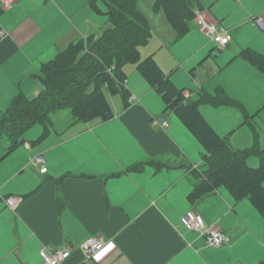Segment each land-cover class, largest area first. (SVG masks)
<instances>
[{
  "label": "crops",
  "instance_id": "crops-1",
  "mask_svg": "<svg viewBox=\"0 0 264 264\" xmlns=\"http://www.w3.org/2000/svg\"><path fill=\"white\" fill-rule=\"evenodd\" d=\"M199 1L215 20L221 17L217 21L226 27L224 17L212 10L208 0ZM245 2L256 8L255 16L264 11V0ZM90 5V0H18L8 10L0 6V29L5 31L0 36V116L20 92L28 98L40 93L43 63L72 42L102 33L93 31ZM192 24L190 20L189 30L181 37L192 30ZM226 28L233 36V28ZM210 46L208 42L200 48ZM215 48L209 49L208 56ZM246 48L264 53L244 47L227 67L239 64L245 73H260V67L240 54ZM148 55L155 57L179 88H187L180 87L176 71L188 59H179L168 49ZM127 87L132 94L129 106L122 99L112 107L108 97L113 118L67 124L54 121V129L42 142L35 145L26 140L24 151L13 150L1 158L0 264H40L41 249L68 245L75 251L66 263L77 264L82 259L77 249L93 235L106 240L97 256L99 264H264V216L248 198L238 199L227 185L212 189L203 185L209 190L197 188L191 195L200 178L195 172L206 168L204 144L178 112L165 111L163 96L140 73L128 77ZM241 88H247L245 82L236 89L219 83L210 91L200 85L196 92L187 88L186 95L195 100L202 91L216 95L218 103L202 99L200 111L207 102L224 105L229 112L238 108L242 113L235 112L237 122L232 126L243 116L246 123L254 119L264 140V120L257 112L264 103L263 93L250 99ZM202 114L230 146L246 149L234 146L231 134ZM156 118L169 119L170 127L155 126ZM42 131L43 126L33 137ZM37 155L46 157V173L33 164ZM154 161L164 166L157 169ZM138 162L145 164L128 170ZM260 162L256 155L248 158L249 165ZM13 196L23 198L16 208L7 203ZM189 209L200 212L208 226L225 232L228 239L223 246L209 247L202 232L184 228L181 216Z\"/></svg>",
  "mask_w": 264,
  "mask_h": 264
},
{
  "label": "trees",
  "instance_id": "trees-1",
  "mask_svg": "<svg viewBox=\"0 0 264 264\" xmlns=\"http://www.w3.org/2000/svg\"><path fill=\"white\" fill-rule=\"evenodd\" d=\"M104 2L106 10L96 0H91V5L98 13L106 14L113 26L100 35L91 34L72 42L49 62L43 63L39 76L44 88L40 93L28 98L20 92L0 116V143L4 136L10 141L0 160L16 147L24 145L26 132L37 124L43 126V131L31 140V144L36 145L46 139L54 129L51 113L61 108L70 109L71 123L113 118L107 94L121 95L124 105L129 106L132 94L127 87L125 67L135 62L139 73L163 96L165 111L178 112L207 150L206 168L195 172L200 178L191 195L197 192V188L201 190L203 185L209 189L227 185L238 199L248 198L264 216V148L257 144L246 149L230 146L226 137L213 129L199 109L202 99L218 103L216 95L200 89V98L195 100L186 95L187 88H179L174 83L153 55L141 60V47L149 43L153 31L147 15L138 6L139 0ZM154 9L166 13L177 36L181 37L189 30L190 20L193 21L196 11L203 8L199 0H156ZM240 54L264 70V53L246 48ZM112 66L115 68L110 72ZM247 122L258 134L254 119ZM254 155L260 158L259 166L248 164V158ZM154 162L157 169L164 166V163ZM144 164L135 163L128 170H137ZM207 188L203 189L209 190Z\"/></svg>",
  "mask_w": 264,
  "mask_h": 264
},
{
  "label": "rangeland",
  "instance_id": "rangeland-1",
  "mask_svg": "<svg viewBox=\"0 0 264 264\" xmlns=\"http://www.w3.org/2000/svg\"><path fill=\"white\" fill-rule=\"evenodd\" d=\"M154 1L155 0H139L138 2L139 7L147 15L154 33L149 43L141 47V60L148 57L150 51L152 53L159 49L172 50L179 59H188V61L176 71L177 75L180 76V87L186 86L188 89L191 88L196 92L201 85L210 91L216 88L219 83L230 85L232 89H236L238 85L242 86L243 82H245L247 88L244 89L246 90L247 98L253 99L259 96L260 93H263L262 96L264 98V72L262 70L259 69V72L263 75L253 71L245 73L239 64L227 67V62L233 59L239 50L244 47H253L264 52V29L255 25L253 22L255 16L253 10L256 8L248 7L245 0L242 2L238 0H208V2H210L209 5L212 6V10L220 13V16L224 17L223 24L226 25V27L233 28V43L223 47V50H220L219 45L212 41L209 35L196 27L194 18L192 30L183 37L178 38L173 28L169 25L164 12L155 11L153 6ZM256 1L258 2V0ZM96 2L103 10L107 9L104 0H96ZM203 2L205 3L207 0ZM243 2L244 6H242ZM205 5L209 7L207 3ZM90 6V9L94 12L92 16L95 24L93 29L94 32L100 33L102 30L113 26L112 21H110L106 14L98 13L92 5ZM219 20H221V17ZM208 42L209 45H211L209 49L216 46L212 51L213 55L210 53L209 56V49L200 48L201 44ZM219 58L221 62L224 63L223 66L220 64ZM132 70H135V72L132 73L133 75L139 73L137 63L131 62L125 67L129 79L132 75ZM244 89L241 88L239 91L245 93ZM108 97L112 107L115 101L122 102L121 95L108 94ZM207 103L205 107H202V111L206 113L210 119L213 118V122H217L222 128L226 129V131L221 129L222 131L231 134L230 138L234 146L238 148H250L255 144H262L264 146V140H262L260 129H257L260 134H256L254 129L248 123L244 122V116L235 127L232 126L237 122L235 112L242 113L240 109L237 108L235 112H229L224 108V105L219 106L209 102ZM259 108L260 109L257 110V112H259V118L264 120V103ZM51 117L53 121L61 122L62 124L71 123L73 119L69 108L56 110L51 113ZM40 128H42L40 124L31 127L26 132V140L31 141L33 138L36 139L39 135L33 137V134ZM262 128L264 130V123L262 124ZM9 144L10 141L8 137L4 136L0 143V154L6 151ZM22 147L23 148L16 147L14 151H24L23 149L26 148L24 145ZM257 165H259V163Z\"/></svg>",
  "mask_w": 264,
  "mask_h": 264
},
{
  "label": "built area",
  "instance_id": "built-area-1",
  "mask_svg": "<svg viewBox=\"0 0 264 264\" xmlns=\"http://www.w3.org/2000/svg\"><path fill=\"white\" fill-rule=\"evenodd\" d=\"M17 1L18 0H0V6L4 10H8L12 8ZM194 19L198 29L209 35L212 41L217 43L220 48L231 43L233 39L231 31L222 26L206 10H197ZM253 22L255 25L264 29V11L256 15L253 18ZM4 34L5 31L0 29V36ZM114 68L115 67L112 66L109 68V71L112 72ZM153 124L159 128L167 129L170 127V120L166 118H156L153 120ZM33 164L35 166H40L41 173H46L48 171L47 159L44 155L35 156ZM22 201L23 198L21 196L7 198V203L11 208H16ZM181 224L186 230L202 232L209 247L220 248L228 239L221 228L212 225L208 226L204 216L195 209H189L181 216ZM105 246L106 240L102 236H89L77 249L82 253V259L77 264H99L97 256ZM74 251L75 248L70 245L53 249L44 247L40 250V256L42 258L40 264H67L66 262L71 258Z\"/></svg>",
  "mask_w": 264,
  "mask_h": 264
},
{
  "label": "bare ground",
  "instance_id": "bare-ground-1",
  "mask_svg": "<svg viewBox=\"0 0 264 264\" xmlns=\"http://www.w3.org/2000/svg\"><path fill=\"white\" fill-rule=\"evenodd\" d=\"M111 74V73H110ZM113 75V74H112ZM127 82V81H126ZM191 93V92H190Z\"/></svg>",
  "mask_w": 264,
  "mask_h": 264
}]
</instances>
